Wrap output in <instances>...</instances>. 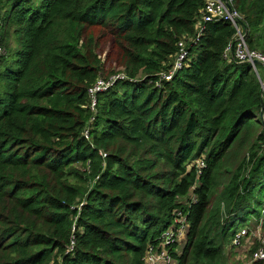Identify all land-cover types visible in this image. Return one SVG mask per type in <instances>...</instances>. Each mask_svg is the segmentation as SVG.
Listing matches in <instances>:
<instances>
[{
  "label": "trees",
  "instance_id": "16d2710c",
  "mask_svg": "<svg viewBox=\"0 0 264 264\" xmlns=\"http://www.w3.org/2000/svg\"><path fill=\"white\" fill-rule=\"evenodd\" d=\"M205 3L0 0V264H144L178 211L174 264H231L234 221L264 238L261 91L223 56L233 27L207 24L162 79ZM232 8L264 55V0Z\"/></svg>",
  "mask_w": 264,
  "mask_h": 264
},
{
  "label": "built area",
  "instance_id": "2783aa9c",
  "mask_svg": "<svg viewBox=\"0 0 264 264\" xmlns=\"http://www.w3.org/2000/svg\"><path fill=\"white\" fill-rule=\"evenodd\" d=\"M241 20L242 18L232 8V0H206L205 6L196 23V33L194 37L188 39L182 38L177 43V51L170 62L168 71L162 75V79L164 81H170L175 74L187 66L190 48L199 41L207 24L227 22L233 27L235 31V38L233 43H230L226 47L223 56L238 63L248 64L252 68V71L256 75L260 85L262 120L264 121V75L261 76L258 70V67L260 66L264 72V55L248 47L245 39V33L241 28ZM5 54L6 51L0 43V58L4 57ZM121 78H123L122 75H115L107 81L97 80L95 82V84L88 90L91 111H94L95 95L106 90L114 84L115 80ZM84 137L88 139L87 131H84ZM262 149L264 151V144ZM196 164L199 174L204 165L202 161H199V163L197 161ZM187 228V215L181 211L175 212L171 227L168 228L159 239H157V243L154 247H148L146 255L143 259L144 264H174L170 251L174 245H177L180 241L184 240ZM254 232L250 231L248 228H240L233 234L231 239L230 248L238 247L242 244V242L249 243L253 241V246L256 247L252 249L248 256L243 257V260L247 262L246 264H252L254 262L264 263V238L259 237V230H256L255 233ZM255 239H257V242Z\"/></svg>",
  "mask_w": 264,
  "mask_h": 264
},
{
  "label": "rangeland",
  "instance_id": "374dc122",
  "mask_svg": "<svg viewBox=\"0 0 264 264\" xmlns=\"http://www.w3.org/2000/svg\"><path fill=\"white\" fill-rule=\"evenodd\" d=\"M107 50H108V47L106 46V47L104 48L103 52H100L101 57L104 56V53L107 52ZM258 70H259L261 76H263V75H264V72H263V70H262V68H261L260 66L258 67ZM198 163H199V161H198ZM189 197H190V199L193 198V196H192L191 194H190ZM238 228H239V227H238V225L236 224V221H234V225H233V229H232V230L237 231ZM253 232H254V231H253ZM255 232H256V231H255ZM255 232H254V233H255ZM259 237L262 238V235H261L260 233H259ZM184 241H185V237H184V240H182V241L179 242V244H178V246H177L178 249H180V248L182 247ZM255 241L257 242V239H255ZM253 245H254L253 241H251V242H249V243L242 242V244H241L240 246H238V247H234V248H232V250H231V248H230V247H231V244H230L229 247L227 246V247L224 249V255H225V257H227V255H228L229 252L231 251V253L234 254V255H233V260H232V263H231V264H233V263L235 264V262H236V263L239 262L240 264H246L247 262L243 260V257L249 255V253L252 251V249H253V247H254ZM178 249H177V251H178Z\"/></svg>",
  "mask_w": 264,
  "mask_h": 264
},
{
  "label": "water",
  "instance_id": "95a60500",
  "mask_svg": "<svg viewBox=\"0 0 264 264\" xmlns=\"http://www.w3.org/2000/svg\"><path fill=\"white\" fill-rule=\"evenodd\" d=\"M260 120H261L262 127L264 129V121L262 120V104L260 106Z\"/></svg>",
  "mask_w": 264,
  "mask_h": 264
}]
</instances>
